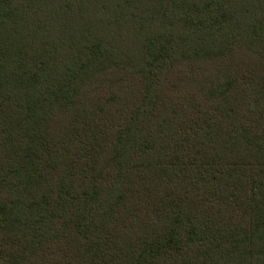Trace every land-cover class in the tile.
I'll use <instances>...</instances> for the list:
<instances>
[{
  "label": "trees",
  "instance_id": "1",
  "mask_svg": "<svg viewBox=\"0 0 264 264\" xmlns=\"http://www.w3.org/2000/svg\"><path fill=\"white\" fill-rule=\"evenodd\" d=\"M0 264H264V0H0Z\"/></svg>",
  "mask_w": 264,
  "mask_h": 264
}]
</instances>
